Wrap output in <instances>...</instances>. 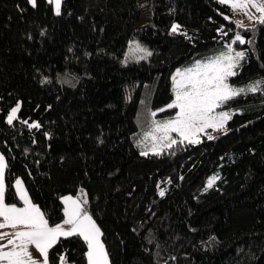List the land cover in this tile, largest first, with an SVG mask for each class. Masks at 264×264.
Wrapping results in <instances>:
<instances>
[{"label": "trees", "instance_id": "16d2710c", "mask_svg": "<svg viewBox=\"0 0 264 264\" xmlns=\"http://www.w3.org/2000/svg\"><path fill=\"white\" fill-rule=\"evenodd\" d=\"M145 2L149 22L137 27L140 0H64L60 15L47 0L35 7L0 0L6 202L22 206L15 191L20 178L49 223H59L60 197L85 189L111 264H264V93L223 105L242 111L214 139L148 156L135 143L150 126V112L173 98L175 70L217 52L235 31L246 38L235 47L247 55L230 82L264 78V23L237 26L219 0ZM174 22L182 31H171ZM132 40L152 55L123 63ZM43 75L50 82L41 83ZM128 84L138 85L130 104ZM17 102L20 119L9 125L7 112ZM173 115L165 109L155 118ZM214 173L220 179L202 191ZM65 249L69 260L86 264L80 237L61 238L50 249L51 264Z\"/></svg>", "mask_w": 264, "mask_h": 264}, {"label": "snow or ice", "instance_id": "6c2138e0", "mask_svg": "<svg viewBox=\"0 0 264 264\" xmlns=\"http://www.w3.org/2000/svg\"><path fill=\"white\" fill-rule=\"evenodd\" d=\"M47 2L53 5L56 15L61 14L62 0H47ZM28 3L35 7L37 0H28ZM219 3L229 6L232 12L240 10L249 19L264 23V0H219ZM252 8H255V13L251 11ZM226 18L231 20L232 16ZM235 23L237 26L242 24L240 20H236ZM252 27L254 30L255 26ZM171 31L180 32L182 27L178 22H174ZM183 31L187 35V31ZM223 34L227 35V32ZM237 42L241 44L246 42L245 36L240 31H235L230 41L225 42L222 50L206 58L195 59L189 66L175 70L171 77L173 98L162 108L150 112L152 119L148 130L135 141L143 156H148L150 153L162 155L165 149L171 150L173 145L179 146L186 142L199 144L202 135L214 139L207 130L210 128L214 131L226 132L227 122L232 119L234 112L242 111L231 108L224 110L223 105L240 95L264 93V78L240 86L230 82V78L237 75V69L242 67L241 62L247 55L246 49L234 47ZM247 42L251 43V41ZM129 54L136 60H142L151 56L152 51L139 40H132L129 41V50L125 54L123 63H128ZM40 82H50V77L43 75ZM47 107L51 108L52 105ZM20 108L21 102H17L7 112L6 120L9 125L20 119L18 116ZM165 109L174 110V115L163 120L156 119V113ZM22 122L29 128L41 127L39 120L31 123L28 120ZM46 135L50 137L51 133ZM100 142H103L102 139ZM7 167L6 157L0 152V229H10V231H0V241H6L0 243V264H51L50 249H53L61 238L68 237L82 238L87 249L84 253L86 264H111L109 252L101 238L102 229L87 208L89 201L85 189L82 188L75 196L72 194L61 196L63 219L59 223H49L48 217L40 206L32 201L20 178L15 181V191L23 201V206L6 202L5 169ZM219 179L220 176L216 173L209 176L202 191H207ZM158 188L159 195L163 197L165 189L159 185ZM66 253L67 249L63 253H56L59 264H75L74 261L69 260Z\"/></svg>", "mask_w": 264, "mask_h": 264}, {"label": "rangeland", "instance_id": "374dc122", "mask_svg": "<svg viewBox=\"0 0 264 264\" xmlns=\"http://www.w3.org/2000/svg\"><path fill=\"white\" fill-rule=\"evenodd\" d=\"M64 0H62V3H63ZM140 4H141V10H142V15H141V20L140 22L137 24V27H144L148 24L149 22V13H150V9H149V6L146 4L145 0H140ZM252 12H256L255 8H252L251 9ZM234 13V16L232 17V20L235 22L236 20H240L242 22L241 26L242 28H248V27H252L253 25L256 24V21L254 20H251L249 19V17L242 11L240 10H237L236 12H233ZM258 15V13H256ZM142 43V42H141ZM143 44V43H142ZM144 46H146L147 48H149L147 45L143 44ZM235 47V45H234ZM150 49V48H149ZM223 48L219 49L218 51L222 50ZM128 50H129V47L127 49V52L128 53ZM151 50V49H150ZM217 51V52H218ZM214 54V53H213ZM212 54V55H213ZM211 56V55H210ZM148 58V57H147ZM146 58V59H147ZM128 59H135L132 55H128ZM144 60V59H143ZM244 61V60H243ZM242 61V62H243ZM241 62V63H242ZM232 78V77H231ZM230 78V79H231ZM135 86V87H134ZM132 86L131 84H128L126 87H125V97H126V101H127V104H130L131 100H132V97H133V93L136 89V87L138 86L137 84ZM242 96V95H240ZM239 97V96H237ZM235 97V98H237ZM224 110H227V109H224ZM19 113V112H18ZM235 113V112H234ZM234 115V114H233ZM233 115H232V118H233ZM230 121V120H229ZM229 121L227 122V125L229 123ZM226 125V127H227ZM214 138L216 137V135H218L219 133H224L222 131H214L212 129H208L207 130ZM205 136L202 135L201 137V142L203 141V138ZM208 138V137H207ZM152 154V153H150Z\"/></svg>", "mask_w": 264, "mask_h": 264}, {"label": "crops", "instance_id": "0c3cea01", "mask_svg": "<svg viewBox=\"0 0 264 264\" xmlns=\"http://www.w3.org/2000/svg\"><path fill=\"white\" fill-rule=\"evenodd\" d=\"M5 173H6V169H5ZM24 183V182H23ZM24 186H25V184H24ZM26 187V186H25ZM29 194V193H28ZM17 195H18V193H17ZM18 197H19V195H18ZM22 206H23V201H22ZM0 231H10V229H0ZM102 238V237H101ZM4 242H6V241H0V243H4ZM35 254V253H34Z\"/></svg>", "mask_w": 264, "mask_h": 264}]
</instances>
